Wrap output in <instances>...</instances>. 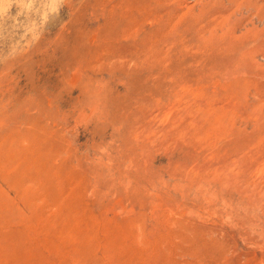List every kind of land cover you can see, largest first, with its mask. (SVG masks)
I'll use <instances>...</instances> for the list:
<instances>
[{"label":"rangeland","instance_id":"374dc122","mask_svg":"<svg viewBox=\"0 0 264 264\" xmlns=\"http://www.w3.org/2000/svg\"><path fill=\"white\" fill-rule=\"evenodd\" d=\"M233 1L0 0V264H264V0Z\"/></svg>","mask_w":264,"mask_h":264},{"label":"bare ground","instance_id":"6f19581e","mask_svg":"<svg viewBox=\"0 0 264 264\" xmlns=\"http://www.w3.org/2000/svg\"><path fill=\"white\" fill-rule=\"evenodd\" d=\"M159 2H160V1H159ZM230 2L232 3V2H234V1H233V0H230ZM236 2H237V0H236ZM236 2H235V3H236ZM241 2H242V1H241ZM244 2H245V0H244ZM246 2H247V1H246ZM248 2H249V1H248ZM248 2H247V3H248ZM250 2L253 3V0H252V1L250 0ZM239 3H240V2H238V4H239ZM247 3H246V4H247ZM254 3H255V2H254ZM248 4H249V3H248ZM248 4H247V5H248ZM260 4H261V3H260ZM234 5H236V4H234ZM251 5H252V4H251ZM258 5H259V3H258ZM261 6H262V5H261ZM245 7H246V6H245ZM248 7H249V6H248ZM258 7H259V6H258ZM258 7H257V9H258ZM239 8H240V7H239ZM250 9H254V8H251V7H250ZM260 9H262V8L260 7ZM236 10H238V8H237ZM258 10H259V9H258ZM259 11H260V10H259ZM207 23H208V22H207ZM37 261H38V260H37ZM34 264H35V263H34Z\"/></svg>","mask_w":264,"mask_h":264}]
</instances>
